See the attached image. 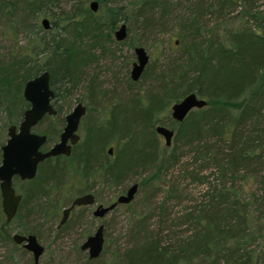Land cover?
I'll return each mask as SVG.
<instances>
[{"label": "trees", "instance_id": "trees-1", "mask_svg": "<svg viewBox=\"0 0 264 264\" xmlns=\"http://www.w3.org/2000/svg\"><path fill=\"white\" fill-rule=\"evenodd\" d=\"M99 1L106 5L112 0ZM235 1L193 0L186 11L175 18L178 56L171 67L159 72L157 66L153 67L155 85L146 98L134 97L128 102H138L135 104L137 109L147 106L148 114L132 128L126 127L127 130L120 132L116 127L115 105L105 122L93 123L92 127L105 128L107 134L99 151L96 150L97 156L100 153L98 159L86 158L79 149L87 145L86 132L84 139L72 147L69 156L45 159L38 165L36 176L24 180L29 187L18 192L22 198L11 221L5 218L0 196V241L16 246L12 240L15 232L11 231L10 224L15 220L22 221L27 215L24 213L27 206L51 188L73 181L77 194L83 195L98 181L118 183L135 174L137 169L147 167L154 170L152 177L178 163L183 155L179 149L188 147L194 160L200 159L202 164L197 170L185 171V176L203 184L209 174L217 172L221 178L218 186L209 185L204 191L203 202L186 206L183 213L173 217L165 210V205L169 197L179 198L177 195H169L158 204L144 203L149 214L139 213L132 219L127 246L109 263L100 264H264V173L259 174L264 169V9L252 10L254 0H249L250 4L245 0L244 14L255 20L254 29L243 25L236 30H226L222 36L201 31L203 16L214 12L220 14ZM18 2L24 12L21 18L18 17L19 21H28L31 30L39 26V17L47 18L45 0ZM133 5V15L144 29L161 22L174 9L168 0H137ZM119 14L120 11L116 14L113 7L108 9L105 21L110 30L116 28ZM67 18L78 38L91 36L96 45L112 39L109 33L103 36L99 33L103 18L91 9L79 7ZM52 23L51 30L54 26L59 27L56 21ZM39 30L32 34L38 42L37 46H30L28 55L12 57L0 66V111L7 116V130L11 124L19 123L29 106L22 95L28 79L44 70L49 72L58 116L61 107L57 103L68 96L61 94L62 87L73 81L78 69L91 58L89 49H79L59 30L48 39L39 35ZM147 72L143 75H149ZM89 88L95 94L93 86L89 84ZM191 92L204 98L206 105L190 111L181 122L171 119V125L177 127L176 132L171 145L162 151L155 136V126L160 124L157 115ZM61 125H64V117L61 124L43 133L47 136L45 148L59 137ZM112 141L115 142L113 153L102 154ZM2 144L4 142H0V157ZM127 149L130 153L120 165L122 153ZM209 167L216 171L200 174ZM258 175L257 188L244 196L243 186L236 185V181ZM150 182L151 179H144L140 185L146 187ZM169 190L178 192L171 184ZM155 216L158 229L151 232L148 230L150 219ZM21 226L23 230L17 233H31L38 238L35 231ZM181 226L185 228L172 229ZM184 231L188 234L179 237ZM94 262L95 259L86 257L84 264Z\"/></svg>", "mask_w": 264, "mask_h": 264}, {"label": "rangeland", "instance_id": "rangeland-1", "mask_svg": "<svg viewBox=\"0 0 264 264\" xmlns=\"http://www.w3.org/2000/svg\"><path fill=\"white\" fill-rule=\"evenodd\" d=\"M45 1L44 8L48 10L47 18L50 23L47 30L50 31L49 33L41 24L43 16L39 17V26L31 30L28 21L26 23H20L19 21L18 17L21 18L24 12L23 6L18 0H0V66L4 62H9L12 57L17 58L20 55H28L30 46H37L38 39H33L34 35L32 34L34 30L39 28V35H44L46 39L53 32L59 30L64 38L71 40L79 49H89L88 52L91 58L78 69L74 80L62 87L61 94L68 96L60 99L57 103L61 107V113L58 116H46L32 130L43 134L47 129L56 127L61 124V118L69 113L77 102H81L86 106V112L80 121L77 130L79 141L75 145H78L84 139L87 132V139L85 140L87 145L82 148L79 147V149L83 150V153H81L86 158L98 159L100 153L97 156L96 150L99 151L101 144L107 138V134L105 128H98V125L92 127L93 123L101 124L105 122L115 105H117L114 108L116 127L120 132L127 130L126 127L132 128L136 121L146 117L149 112L147 106L144 109H137L135 104H138V102H128L134 97L141 99L147 97V92L155 85L153 80L155 73L152 72L154 66H157V72L172 66L173 59L179 54L178 27L175 28L177 21L175 18L184 13L193 0H168L170 5L173 6L171 8H174L171 14L165 15L161 22L155 23L147 29H144L141 22L133 15L135 7L132 6L137 0H112L106 5H102L99 0H96L98 3L97 11H91L103 18L99 33L102 36L107 33L112 36V39L103 40L100 45H96L91 36L84 35V37L80 36L78 38L75 30L73 31L72 23L67 18L75 13L79 7L90 9V2L93 0ZM56 2L57 5H55ZM7 3L9 6H7ZM246 3L245 0H236L234 4L227 6L220 14L214 12L203 16L201 31H212L218 36H222L226 30H236L243 25L254 29L255 20L244 14ZM248 4H250L249 0ZM252 6H254L252 10H263L264 0H254ZM112 7L115 8L116 14L120 11L119 20L114 30H110L105 21L106 13ZM52 21H56V26L59 27L54 26L51 30ZM121 23L127 25V36L124 40L117 41L114 37V31ZM60 28L65 30L62 31ZM255 30L259 31L258 29ZM135 46H143L149 55V61L144 71H148L147 74L150 76L143 75V71L137 81H133L130 77L132 63L136 60ZM89 84L95 89V94H92ZM171 105L164 112L159 113L157 117L160 124L168 126L176 132V125L172 126L170 123L172 119ZM6 117V114L0 111V142H5L7 138L8 125L6 124ZM62 127L63 125H61V129ZM155 136L161 150L164 151L163 137L157 133H155ZM58 138L51 144L58 141ZM114 145L115 142L113 141L108 143L102 154L108 153L106 152L107 149L109 147L114 148ZM179 151L183 152V155L178 163L152 177L154 170L152 167H147L137 169L135 174H130L118 183L110 181L96 182L90 191L95 196V204L73 208L66 221L61 225L59 222L62 217V210L78 195L77 187L75 182L69 181L59 188H51L47 194L40 195L27 206L24 210L27 215L22 221L15 220L10 224L11 231L17 233L23 230L21 226L23 224L26 228L36 232L40 243L44 246L39 264H84L86 257H88V251L81 249V244L102 224L104 226L103 252L92 259L96 260L93 264L109 263L111 259L116 257V253H121L124 250L130 241L129 229L132 219L139 213L149 214V209L144 203L150 202V204H153V202H156L158 204L169 195H177L179 198L169 197L165 205V210L170 212V216L173 217L183 213L186 206L203 202L205 199L203 194L206 188L209 185L218 186L220 183L221 178L217 172L213 175L209 174L204 179L203 184L199 180H193L190 176H185V171L197 170L199 165L202 164V160L195 161L194 155L189 153L188 147H181ZM129 153L128 149L126 153H122L120 165L123 164L124 158ZM108 155L111 154L108 153ZM213 171L216 170L209 167L205 171H201L200 174L207 175ZM263 173L264 169L259 174ZM259 176L236 181V185L243 186L244 196L247 192L251 193L257 188L258 183L256 180L259 179ZM144 179H151V186H141L140 182ZM133 183L138 184V189L129 203L116 205L103 217L93 215L96 205H109L119 195L125 194ZM170 184L174 185L178 192H171L169 190ZM14 187L17 192L22 193V190L27 189L29 186L24 180L14 179ZM157 220L156 216L150 219L149 231H157ZM184 228L181 226L172 229L173 231H179ZM187 234L188 232L184 231L178 236H186ZM0 264H33L32 254L24 249L21 244L13 246L11 242L0 241Z\"/></svg>", "mask_w": 264, "mask_h": 264}, {"label": "water", "instance_id": "water-1", "mask_svg": "<svg viewBox=\"0 0 264 264\" xmlns=\"http://www.w3.org/2000/svg\"><path fill=\"white\" fill-rule=\"evenodd\" d=\"M97 6L96 0L90 2L92 11H97ZM41 24L46 30L50 27L49 20L46 17L42 18ZM126 36L127 25L121 23L114 31V37L117 41H122ZM134 53L136 60L132 63L130 77L133 81H137L149 61V55L143 46H135ZM22 95L29 106L24 110L19 123L17 125L11 124L8 127L7 139L1 146L0 196L2 211L7 221H11L14 218L22 198L13 185V177L17 176L21 180H31L36 176L38 165L45 159L58 155L69 156L72 145L79 140L77 130L86 112V106L81 102H77L72 110L65 115V124L59 134L58 141L48 149L43 150L42 147L46 143L47 136L36 133L32 129L44 116H54L57 113L56 108L52 104L54 90L50 86L49 72L44 70L37 76L28 79L24 83ZM205 105L206 100L204 98L198 97L193 92L188 93L171 105V117L176 122H181L190 111L202 108ZM155 132L163 137L165 146L169 147L171 145L174 136L173 129L158 124L155 126ZM112 149V147L108 148L109 154H112ZM137 189L138 184L133 183L125 194L119 195L111 204L107 206L96 205L93 215L103 217L116 205L129 203L134 198ZM93 204H95V196L90 192L75 196L71 203L63 208L59 224L61 225L66 221L73 208ZM103 227L100 224L95 232L90 234L81 244V249L88 251L90 259L98 257L103 250ZM12 240L16 244H21L24 249L32 254L33 264H39L40 256L44 252V246L35 234L14 233Z\"/></svg>", "mask_w": 264, "mask_h": 264}, {"label": "flooded vegetation", "instance_id": "flooded-vegetation-1", "mask_svg": "<svg viewBox=\"0 0 264 264\" xmlns=\"http://www.w3.org/2000/svg\"><path fill=\"white\" fill-rule=\"evenodd\" d=\"M50 86H51V85H50ZM52 104L54 105V103H53V99H52ZM54 107L56 108V105H54ZM56 110H57V109H56ZM56 114H57V113H56ZM46 116H49V115H46ZM46 116H44V117H46ZM54 116H55V115H54ZM44 117H43V119H44ZM43 119H42V120H43ZM42 120H41V121H42ZM64 124H65V116H64ZM16 125H17V124H16ZM63 126H64V125H63ZM62 128H63V127H62ZM61 131H62V130H61ZM59 134H60V133H59ZM6 139H7V138H6ZM5 141H6V140H5ZM78 141H79V140H78ZM56 142H57V141H56ZM4 143H5V142H4ZM45 144H46V143H45ZM45 144H44V146H45ZM53 144H54V143H53ZM53 144H51V145H53ZM2 145H3V144H2ZM51 145H49V147H50ZM74 145H75V144H74ZM74 145H72V147H73ZM44 146L42 147L43 150H46V149L49 148V147H48V148H45ZM71 151H72V148H71ZM0 160H1V157H0ZM15 178H19V177H17V176H14V177H13V185H14V179H15ZM19 179H20V178H19ZM20 180H21V179H20ZM87 193H89V192H87ZM90 193H92V192H90ZM77 196H79V195H77ZM95 202H96V201H95ZM110 204H111V203H110Z\"/></svg>", "mask_w": 264, "mask_h": 264}]
</instances>
